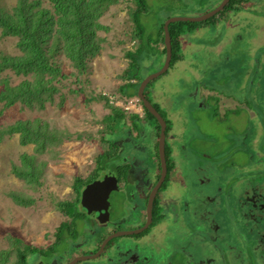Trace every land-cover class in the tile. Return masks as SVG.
I'll return each instance as SVG.
<instances>
[{
  "label": "rangeland",
  "instance_id": "obj_1",
  "mask_svg": "<svg viewBox=\"0 0 264 264\" xmlns=\"http://www.w3.org/2000/svg\"><path fill=\"white\" fill-rule=\"evenodd\" d=\"M17 1L0 0V7L10 11ZM29 1H41V8L52 10L47 0ZM146 3L147 13L139 17L143 30L142 58L146 65L151 64L152 56L156 51L159 22L165 17L164 14L174 17L199 16L207 13L216 5L214 0H146ZM132 8V0H116V3L108 0L103 8L105 10L99 14L98 18L103 28L97 30L95 34L99 50L85 61V68L78 69L61 51L52 52V60L64 76L52 81L54 89L57 88V90L50 99L44 102L42 107L37 102L32 104L16 102L10 107L3 108V104L0 103V131H5L7 127L18 121H41L42 127H46L48 132L57 136V140L52 141L45 150L42 147L36 148L34 143L21 144L25 138L24 133L2 135L3 139L0 141V254L1 251L11 250V237L21 238L32 248H43L51 242L59 225L69 221L68 217L56 209L55 201H74L77 197L73 190L75 177L87 180L96 168V157L109 149L108 145L102 144L96 138L98 137L96 133L103 130L100 119L108 113L107 105L120 107L127 113H134L138 110L140 114H144L137 97L122 98L117 92L118 88L126 82L122 80V71L128 63L126 53L134 51L137 47V38L134 35V26L129 13ZM1 30L0 28V54L18 56L20 54L17 48L18 39L14 36L3 37ZM159 46L163 48L162 43ZM263 51V48L257 51L254 58L256 61L260 59ZM207 58L209 59V55ZM248 59L246 51L238 54V61L244 65V69L253 72L257 63L251 59L250 62L253 65L250 64L247 67ZM262 63V61L259 62L260 65ZM158 69L155 68L152 72ZM171 72H167V75ZM147 73L146 69L141 70L142 77H146ZM1 76H7L12 85H18L23 80L31 79L33 74L17 75L8 69ZM162 76L152 81L146 95L149 94L150 87ZM161 80L158 84L169 82V78L166 81ZM254 80L253 95L249 91L242 93L234 90V80H230L227 86H225L226 82L218 83L217 81L213 84L224 95H231L235 98L238 105L241 98H244L248 107L255 111V115L251 118L249 113L239 108L238 116L226 115L220 125L210 122L213 108L208 109L209 115L198 109L195 110L196 98L186 97L184 91L177 96L173 91V109L176 110L177 106H183L184 100L187 103L186 107H183L185 110L183 117L187 121L183 127L196 134L198 139L202 137L203 141L195 139L196 148H194L197 149V153L192 157L190 170L193 169V164L198 170L195 175L191 174L190 187L181 188V184H178L177 197L168 205L163 200L168 194L163 191L162 199L160 198L162 201L161 223L152 228L148 238L139 248L132 249V252L148 256L149 263L162 264L167 260V254L163 253L165 260L162 261V255L157 256L154 248L161 247L167 253L169 249L174 251L184 245L182 236L184 232H187L188 228L185 226L187 224L190 225L189 230L193 234L192 251H190L192 259L196 261L206 259L205 263L209 262V264H251V261L247 260L246 250L242 247L245 243L244 231L241 232L239 223L235 222L236 218L233 215L229 216L228 213L220 215L212 205L205 202V199L217 197L213 192L218 188L219 179L222 183V192L226 194L230 192L231 183L234 187L245 177H251L249 185L258 182L263 185L264 183L263 177H257L264 176V160L261 163L258 159H264V73L261 72L258 77L255 76ZM227 107L229 104L222 108L223 111ZM159 109L167 119L169 114L166 115L165 108L164 110ZM187 109L191 111H186ZM194 119H198L199 123ZM180 120H182L181 117ZM127 124L131 126L129 121ZM151 124L153 125L154 122ZM76 132L94 134V137L92 140L86 138L77 140L75 139ZM124 134L129 135V132L125 131ZM134 135L137 136V133H133L132 136ZM153 139L158 140L155 133ZM212 139L220 141L221 145H215ZM151 140L145 136L141 137L139 151L136 148L129 150L128 147L125 150L122 148L120 151L122 154L114 159L115 164L123 165L122 156L126 155L130 160L134 177L141 170L149 175L152 168L158 167L156 163L153 164L156 146L153 147L154 151H151ZM22 155L36 156L38 163L45 164L41 166L38 181L28 182L18 175V171L26 167ZM236 161L238 166V162L243 161L240 168L231 165V162ZM223 176H226L228 182L225 188H223L225 180ZM143 177L137 176L140 179ZM135 181L136 178L132 179L130 186L127 187L128 192L137 191ZM203 181L205 182L201 185ZM197 189L205 190V193L212 194V196L203 192L201 195L200 191L196 192ZM232 189L230 193L236 195L237 188ZM15 195L22 196L23 199L32 198L34 202L20 204L14 199ZM21 202L27 201L21 200ZM165 202H168L167 199ZM116 209L119 211L117 204ZM123 209H120L115 216L119 217L121 215L119 213L124 212ZM225 209L234 210L230 205H227ZM200 210H203V213L210 212L208 216L210 222L219 226L216 232L207 230L213 224H209L204 232V219L200 215ZM132 215L133 219L139 217L138 212ZM181 222L185 224L180 225ZM176 226H179L178 230ZM168 235H170L169 238ZM202 235L209 236L203 243ZM13 259L14 256L11 253L5 264H13Z\"/></svg>",
  "mask_w": 264,
  "mask_h": 264
},
{
  "label": "trees",
  "instance_id": "obj_2",
  "mask_svg": "<svg viewBox=\"0 0 264 264\" xmlns=\"http://www.w3.org/2000/svg\"><path fill=\"white\" fill-rule=\"evenodd\" d=\"M47 1L51 5L52 10L44 7L41 8V1L36 2L29 0H18L17 4L13 6L10 11H6L0 7V28L2 29V36L16 37L18 39L17 48L20 51L18 56L0 54V103L3 104V108L10 107L16 102L22 104L37 102L42 107L44 102L52 97L53 93L57 90V88L54 89L55 86L52 85V81L64 76L61 69L56 66L52 60V52L57 53V51H61L78 69H82L86 66L85 61L93 57L96 51L99 50L95 41V34L97 30L103 28L99 24L98 18L99 14L103 13L105 10L103 8L107 5L108 0ZM111 1L116 3V0ZM244 2H246V0H230L222 12L204 22L171 23L168 27L172 47L170 69L180 59V38L185 31H193L198 27L210 25L222 14L238 13ZM132 3L133 8L129 10V13L134 26V35L137 38V47L134 51H127L126 59H128V63L127 67L122 71V80L126 82L119 87V93L126 98L137 97V90L140 82L145 78V76L142 77L141 70L146 69L148 75L155 68L158 69L163 64V59L165 58L163 24L165 20L170 17L169 14H164L165 17L160 20L156 39V51L152 56L151 64L146 65L144 63L145 60L142 58L143 30L139 17L147 13L148 6L146 0H132ZM160 43H162L163 48L158 52L157 49ZM8 69L17 75L25 76L32 73L33 77L29 80H23L18 85H12L7 76H1V74ZM260 70H262L263 74L264 67ZM151 83L152 81L147 85L144 91V95L147 98V89ZM150 102L152 103L151 100ZM153 105L162 115L159 107L155 104ZM141 106L144 111L142 117L135 113H127L117 106H106L108 113L100 119L103 130L96 133L98 136L96 138H98L102 144L108 145L109 149L96 157V168L87 180L75 177L73 190L77 197L74 201H55L56 209L63 215L73 220L82 217L78 209L80 190L100 173L105 171L118 173L120 176L119 178L126 180L128 186L131 184L132 179H135L130 166V160L126 155L122 156V159H124L123 165H116L114 159L122 154L120 152L122 148H124V150L127 147L128 150L135 148L134 145L136 146V142L139 143L141 137L145 136L148 140H151V132H154L158 139L160 127L157 120L143 107L142 103ZM128 121L131 126L127 124ZM165 121L167 123L166 133L168 134L170 122L166 118ZM152 122H154L153 125L151 124ZM41 124V121H18L7 127L5 131H0V141L3 139V134L12 135L14 133H20L21 135L24 133L23 136H25V138L21 141V144L34 143L36 148L42 147L46 150L52 141L57 140V136L48 132L46 127H42ZM132 130L137 133L136 137H132ZM125 131L129 132V135H125ZM93 137L94 134L75 133V139L77 140L82 138L92 140ZM118 141L120 142L117 143ZM155 146L156 156L158 158L157 140ZM165 153L167 176L160 191H164L167 188L170 173L174 168L167 143L165 146ZM22 159L26 167L19 170L18 175L25 178L28 182L30 180L38 181L41 173V166L44 163H38L36 156L22 155ZM43 166H45V164ZM157 171L155 175L156 180L159 178L160 174L159 159ZM151 174L152 173H149V175ZM13 197L20 204H32L34 202L32 198L23 199L22 196L19 197L18 195ZM21 200L27 202H21ZM161 209L162 205L157 197L153 205L154 223L161 220ZM70 225L71 224L67 222L62 225V228L60 227L61 229H59V232L62 238L67 239V237H65L67 235L63 233V229L67 227L70 229ZM10 249V251H1L0 264H5L11 253L14 256L13 264H31L30 256L35 252H39L19 237H11Z\"/></svg>",
  "mask_w": 264,
  "mask_h": 264
},
{
  "label": "crops",
  "instance_id": "obj_3",
  "mask_svg": "<svg viewBox=\"0 0 264 264\" xmlns=\"http://www.w3.org/2000/svg\"><path fill=\"white\" fill-rule=\"evenodd\" d=\"M220 1L221 0H214L215 3H219ZM263 6L264 1L262 0H246L238 13L222 14L214 23L210 25L198 27L193 31H185L180 38V59L171 69L169 68L167 71L172 72L169 75H167V72L163 74V76L149 89L150 95L148 94V97L152 103L163 110L165 108L166 115L167 113L169 114L167 120L170 122V130L166 136V143L169 148L170 157L173 161L174 168L170 173V179L167 188L165 189V193L168 194V196L163 198L164 203L167 205L171 202H174V199L177 197V185L181 184V188L188 189L190 187L189 182L192 178L191 174L195 175L196 170H198L194 164L193 169L190 170V167L192 166L191 161L193 160L192 157L197 153V149H195V139L198 138L196 137V134L183 127V125L185 126V123H187L186 119L183 117L185 114L183 107H186L187 103H185L184 100L183 106H177L176 110L173 109V91L177 96H179L182 91H184L186 97L196 98L197 103L194 105L195 110L198 109L201 112L209 115L207 112L208 109L213 108V113L210 114L212 118H210V122L212 123L220 125L221 122L225 120L226 115H231L232 117L238 116L239 108L241 110H245V112L249 113L252 116L251 118H253L255 111L248 107V103L244 98H241L240 104L238 105V101L235 98H233L231 95H224L217 87H214L213 84H215L217 81L218 83L226 82L225 86H227V83H229L230 80H234V90L241 91L242 93L244 91H249L251 95L254 94V77H258L262 72L260 69H263L264 67V51L262 52V55L259 57L260 59H258V61L254 59L257 51L260 48L264 49ZM157 50L160 52L162 48L159 46ZM243 51H246L249 58V64L247 67H249L250 64L251 66L253 65V63L250 62L251 59H253V61L255 60L257 63L258 69H256L257 66L254 67L255 71L253 72L244 69V65L240 64L238 61V54H242ZM205 55H209V59L207 56L206 59H204ZM261 61L263 63L260 65L259 62ZM168 78L169 84H162V82L158 84V81H162L161 79H165L166 81ZM117 92L120 96H122V98L125 97L119 93V88ZM228 104L229 107L223 111L222 108L226 107ZM186 111L191 110L187 109ZM134 113L142 117L138 110H135ZM180 117L182 120H180ZM194 121L199 123L198 119H194ZM212 123L210 125H212ZM131 133L133 135L135 131L132 130ZM153 136L154 132H151V151H154L153 147L156 143V140L153 139ZM132 137L136 136L134 135ZM224 138L226 139L225 135ZM198 140L203 141V138L201 137ZM212 140L215 142V145H221L220 141H216V139ZM139 145L140 144L137 142L136 146L134 145L137 151L140 150ZM258 159L260 162H263L264 160L263 158ZM154 163H156L158 166L157 156L153 158V164ZM238 163L239 166L237 165V161L231 162V165L240 168V165L243 164V161ZM157 169L158 167L152 168L150 171L152 174L148 175L149 177L153 178L148 180L150 186L154 183V181H156L155 175L158 172ZM143 171L144 170H141L139 174H144ZM201 178L203 179L204 177ZM222 178H225L223 185V188H225V186L228 184L227 178L226 176H223ZM249 178L251 177H248V179ZM204 182L205 181H203L201 185ZM242 183H237V185H242ZM197 185L199 184L197 183ZM232 187L233 184L231 183V188ZM199 191L200 189H197L196 192ZM200 192L201 194L203 192L204 194L212 196V194L205 193V190ZM213 193L217 195L216 200H218L220 196L222 197L226 194V192H222V183L220 179L218 188ZM166 199L168 202H165ZM213 200L214 198L210 202L209 200L206 201L205 199V202L209 201L212 203ZM180 201L182 202L183 200Z\"/></svg>",
  "mask_w": 264,
  "mask_h": 264
},
{
  "label": "flooded vegetation",
  "instance_id": "obj_4",
  "mask_svg": "<svg viewBox=\"0 0 264 264\" xmlns=\"http://www.w3.org/2000/svg\"><path fill=\"white\" fill-rule=\"evenodd\" d=\"M113 174L118 180V187L114 191H112L109 202L111 203L112 212L116 215L117 212L125 208L124 212H120L121 214L117 217L113 222L108 223L106 226H98L94 221L89 220L85 214L82 212L81 204H80V195H79V204L78 209L82 217H79L76 220L69 218L68 223H70L71 228L68 227L63 229V233L66 234L67 239L62 238L60 236L59 229L62 228L64 223H61L57 228V231L53 235V239L49 244H47L43 248H33L38 250L39 252H35L30 256L31 264H69L74 259L81 256H89L94 255L99 252L100 246L103 241L110 236L111 234L120 231V230H133L141 228L147 220L146 214V204L148 201L149 193L155 184L156 181L150 186L148 180L153 179L146 174H137L135 187L137 191L128 192L127 187L128 184L126 180L119 178L118 173L113 171H105ZM102 172V173H105ZM102 173H100L98 178ZM137 176H144V178L140 179ZM263 177L264 176H257ZM93 179V180H94ZM140 179V181H138ZM91 180V181H93ZM240 184L234 186L237 191L236 195L231 194L233 191L232 187L228 194L220 196L218 200L216 197H209V200L214 198L213 202L209 201L206 203H210L214 210H217V213L220 215L225 213L230 216L233 215L236 219L235 222L239 223L241 228V232L244 231V240L245 243L243 249L246 250L247 260L251 261V264H264V226L262 230L257 229L259 224L257 222H264V183L259 184L253 183L249 185L248 177H245L241 180ZM264 181V180H263ZM86 185V184H85ZM84 186L81 188L80 193ZM126 193V198H124L121 191ZM165 191V190H164ZM163 191H158L156 198L158 197L159 202L161 194ZM201 194V192H200ZM202 195V194H201ZM216 195V194H215ZM155 198V199H156ZM155 201V200H154ZM119 206V211H116V204ZM232 206L234 210L225 209L226 206ZM203 210H200L201 217L204 219V232L206 231V227L209 224L208 232H216L219 229V226L214 225L215 223L210 222L209 214L210 212L203 213ZM139 213V217L137 219H133V213ZM153 215V211H152ZM140 222V223H139ZM160 220L154 223V218L149 227L138 235L132 236H121L117 238L111 239L103 251L100 253L99 257L93 261H79L76 264H154V262L149 263V258L146 255H141L136 252H132V249L139 248L142 245V242L148 238L149 234L153 230L156 225H158ZM185 224L181 222L180 225ZM188 228L187 232H184L182 236L183 244L179 249L171 251H164L163 248H154L157 256H161V260H165V254H167V260L162 264H209L205 263V260L192 259L190 255L191 250V238H193V234L189 230V226L185 224ZM61 227V228H60ZM179 226H176L178 230ZM70 231V232H67ZM63 236V235H62ZM170 235H168V238ZM209 236L202 235V243L204 240L206 241ZM196 240V238H195ZM197 242H199L197 240ZM196 242V244H197ZM200 243V242H199ZM206 243V242H205ZM174 248V247H171ZM114 252L113 255H109L108 252ZM182 252V253H180ZM182 254V256H181ZM110 257V258H109Z\"/></svg>",
  "mask_w": 264,
  "mask_h": 264
},
{
  "label": "water",
  "instance_id": "obj_5",
  "mask_svg": "<svg viewBox=\"0 0 264 264\" xmlns=\"http://www.w3.org/2000/svg\"><path fill=\"white\" fill-rule=\"evenodd\" d=\"M229 1L230 0H221L215 7L209 10L207 13L201 14L199 16L198 15L193 17L170 16L165 20L163 24L164 47H165V58L163 64L158 70L148 74L140 82V85L137 90V98L140 100L143 107L157 120L160 127L158 140H157V152H158V159L160 164V174L158 180L153 185L148 196V201L146 204L147 220L141 228L126 230V231L120 230L111 234L103 241L98 253L94 255H89V256L85 255L78 257L69 264H76L77 262L82 260L93 261L99 257L100 253L103 251V249L111 239L121 236L138 235L143 231H145L152 223L153 220L152 211H153L154 200L161 186L165 182L167 176V162H166V153H165L167 123L165 121V118L160 114V112L155 108V106L150 102V100L147 97H145L144 91L147 85L151 81L165 74L170 68V62L172 59V47H171V38L168 29L169 25L171 23H176V22L199 23V22L207 21L213 18L214 16L218 15L220 12H222L225 9V7L228 5ZM117 187H118L117 178L113 174L109 172H105L102 173L98 178L86 184L80 193V204H81L82 212L89 220L94 221L98 226H106L108 223L113 222L117 218L112 212L111 203L109 202V197L112 191L117 189ZM121 193L123 194L124 198H126V193L123 190L121 191ZM256 224H259L257 229L262 230V227L264 226V222H257ZM114 252L111 250V252L108 253L109 255H113Z\"/></svg>",
  "mask_w": 264,
  "mask_h": 264
},
{
  "label": "built area",
  "instance_id": "obj_6",
  "mask_svg": "<svg viewBox=\"0 0 264 264\" xmlns=\"http://www.w3.org/2000/svg\"><path fill=\"white\" fill-rule=\"evenodd\" d=\"M144 115V114H143ZM142 114H141V116H143Z\"/></svg>",
  "mask_w": 264,
  "mask_h": 264
}]
</instances>
